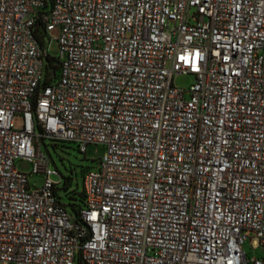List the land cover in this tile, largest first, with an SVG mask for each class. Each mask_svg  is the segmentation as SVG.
<instances>
[{
    "label": "built area",
    "instance_id": "obj_1",
    "mask_svg": "<svg viewBox=\"0 0 264 264\" xmlns=\"http://www.w3.org/2000/svg\"><path fill=\"white\" fill-rule=\"evenodd\" d=\"M47 140L107 149L78 217ZM246 245L264 248V0H0V264H264Z\"/></svg>",
    "mask_w": 264,
    "mask_h": 264
},
{
    "label": "rangeland",
    "instance_id": "obj_2",
    "mask_svg": "<svg viewBox=\"0 0 264 264\" xmlns=\"http://www.w3.org/2000/svg\"><path fill=\"white\" fill-rule=\"evenodd\" d=\"M59 30L55 29L49 32L47 36L48 41V53L52 58L59 57ZM175 84L181 88H188L192 84V78L190 76L178 77ZM16 128L21 129L23 127V120L21 117H16ZM43 150L49 153L54 161L53 169L56 170L59 175L54 177L58 182L63 180V184L66 179L71 178L72 183L69 191H74L77 187L83 189V171L86 168L95 166V160L102 159L106 154V147L103 145H90L87 148L86 154H81L75 144L68 142H55L47 140L44 143ZM17 170L29 173L31 171V165L25 161H19L16 164ZM41 176H37V186H41ZM64 201H67L65 198ZM246 254L249 258H264V248H258L253 250L249 245L245 246Z\"/></svg>",
    "mask_w": 264,
    "mask_h": 264
},
{
    "label": "trees",
    "instance_id": "obj_3",
    "mask_svg": "<svg viewBox=\"0 0 264 264\" xmlns=\"http://www.w3.org/2000/svg\"><path fill=\"white\" fill-rule=\"evenodd\" d=\"M47 62V70L56 76V73L59 71V66L57 65L56 61L50 58ZM86 170L87 168L83 171V178ZM62 181L63 180L60 181V186L56 188L55 193L59 199V202H61L65 208L69 209L76 217H78L79 211L84 205V191L79 187H77V189L74 191H69L72 183L71 178L66 179L63 184L61 183ZM65 198L67 201H64Z\"/></svg>",
    "mask_w": 264,
    "mask_h": 264
}]
</instances>
